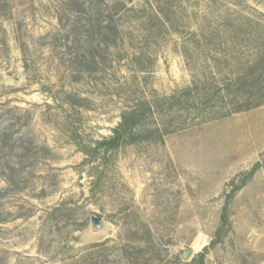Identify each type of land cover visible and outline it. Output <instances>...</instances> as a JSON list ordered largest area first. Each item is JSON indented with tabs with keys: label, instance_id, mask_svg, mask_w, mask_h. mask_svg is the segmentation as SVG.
I'll return each instance as SVG.
<instances>
[{
	"label": "rangeland",
	"instance_id": "rangeland-1",
	"mask_svg": "<svg viewBox=\"0 0 264 264\" xmlns=\"http://www.w3.org/2000/svg\"><path fill=\"white\" fill-rule=\"evenodd\" d=\"M185 262L264 264V0H0V264Z\"/></svg>",
	"mask_w": 264,
	"mask_h": 264
},
{
	"label": "trees",
	"instance_id": "trees-1",
	"mask_svg": "<svg viewBox=\"0 0 264 264\" xmlns=\"http://www.w3.org/2000/svg\"><path fill=\"white\" fill-rule=\"evenodd\" d=\"M82 57V56H81ZM175 95L170 96L168 99H173ZM145 110H141L137 108L130 109L127 111H123L120 114V121L118 122L117 126L112 129V135L109 137H102L100 140L95 141V145L93 149H83L84 153L87 154H92V152H98V153H106L110 152L115 148H118L125 142H134L138 138L140 133L143 134L144 130V125L143 121H145L146 118V111L150 112L151 108L153 106H157L156 102L153 100L151 102L145 103ZM239 110V109H238ZM148 132L147 135H145L144 138H150L153 133H156L159 135L160 140H162V136L164 133L161 132V129L158 127H154L152 129H146ZM255 169L253 168L248 175L251 176L253 171ZM247 175V178H248ZM226 206L223 207L222 210V215H221V220H222V225L216 230V235L219 238L220 237V231L223 228L224 224L227 222V211H226ZM214 242V241H213ZM212 242V244H213ZM208 249V246H205L201 252H199L196 255V258L193 260L195 261L196 259L199 260L200 262H203V259L205 257V253ZM183 264H193L189 262H185Z\"/></svg>",
	"mask_w": 264,
	"mask_h": 264
},
{
	"label": "water",
	"instance_id": "water-1",
	"mask_svg": "<svg viewBox=\"0 0 264 264\" xmlns=\"http://www.w3.org/2000/svg\"><path fill=\"white\" fill-rule=\"evenodd\" d=\"M106 227V223L102 216L98 213H91L90 214V224L89 229L90 232L95 234L100 233ZM190 255V250H185L182 254V257L186 259Z\"/></svg>",
	"mask_w": 264,
	"mask_h": 264
}]
</instances>
